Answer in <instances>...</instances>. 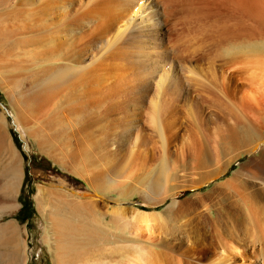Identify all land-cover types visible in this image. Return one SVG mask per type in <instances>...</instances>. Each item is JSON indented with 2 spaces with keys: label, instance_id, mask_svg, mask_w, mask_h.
Returning <instances> with one entry per match:
<instances>
[{
  "label": "rangeland",
  "instance_id": "rangeland-1",
  "mask_svg": "<svg viewBox=\"0 0 264 264\" xmlns=\"http://www.w3.org/2000/svg\"><path fill=\"white\" fill-rule=\"evenodd\" d=\"M20 1L21 0H0V141L2 142H0V148L2 149H0V153H2L0 154V170L1 168L6 169L7 167L5 181L14 179L16 182V185L9 188L8 192H6L5 196L9 200V204L12 205L9 207V204L4 203L3 208L0 209V225L15 228L14 230L17 231L16 234L18 235L16 240L11 236L7 240H0V264H56L54 260L55 251L52 247L57 243H68L67 240H74V242L71 241V244L75 247L77 244L80 252L83 249L81 253L76 250L77 253L79 252V255L75 258L76 260L74 259L68 264H81L78 262H85L86 259H89L91 262L87 260L84 264H92L95 262V264H123L130 255L136 257L139 253V249H141L140 255L138 254L139 258L142 256L145 259H151L146 255L150 256L151 253L155 254H153V256L151 255L153 261L146 259L147 264H179V262L180 264H212V262H210L214 255L212 249L214 248V244H216V242L214 243L212 240H216V238H214L215 236L212 235L209 238V235L207 236V241H205L201 239V235H196V233L193 234V231H191L192 233L189 232L190 235L189 233L187 234L194 225L192 221H197L199 216H201V218L204 216L203 209L205 205L196 203V197L204 196L205 193L209 203L216 199L220 202L218 203L219 205H216V209L217 212L219 211L218 214H222L219 216L220 221L218 220V225H216L217 229H219L222 218L223 223L221 226L222 228H220V233H222L224 229L226 231L222 233L223 235H219L222 237V244L223 241L225 245L230 244V242L227 241L229 240L227 236H230V232H235L237 228L236 232L245 233V231L248 230L247 233L249 234L250 226L245 219L249 206L255 201L254 205L258 203V205H260L261 203L260 206H263L262 208L264 209V115L262 114L263 118L261 116L259 117L261 113L257 115L259 117L257 119L262 120L259 126L255 125V127L253 123L251 124L252 127H255L254 129H256V131H252L250 127L247 128L248 126L246 125H248V122L247 120L246 122L244 121L245 119L240 113V111H243L240 105H238L239 103L234 91V86L235 83H237L236 85H238V87L248 83L247 81L245 82L244 80L238 79L236 75L232 74V69L230 67H232L233 64L220 65L225 62L227 57L229 58L228 54H226L228 52L227 50L233 49L232 47L237 44L234 45L231 43V45L233 44V46H231L228 43L230 40L227 39V41L225 39V41L223 38L221 39L219 37L220 34H218L220 31L217 32V28L220 29L218 24L219 26L220 24L222 25L221 18L225 21V16L229 18V20L228 18L226 19L229 24L230 20L233 18L235 19V17L236 19L240 17L238 20L241 18L245 20L244 23L242 20H240V22L245 24L242 25L245 28L246 25L248 26L246 30L244 29L247 31L246 33H248V35L245 33L242 34L243 36L245 34L244 38L248 37L245 40L241 38L243 44H240L239 47L243 45H245V47L249 46L245 50L243 49L244 52H247L246 50L253 48L256 43L260 46L261 50L260 53L258 52V55H256L257 53L247 52L243 54V59H246L244 62L247 61V56L250 55V61L248 60L250 64L248 73H251L253 70V72H260L259 74L261 75V71L264 72V0H241V6L243 7L242 14L240 9V11L237 10L238 7L237 9H233L234 7L236 8L238 0H236V2L235 0H228V2L227 0H217V2H215V0L214 2L213 0H211L212 2H210V0H202L203 2L201 3L200 0H169V2L168 0H104L103 4L101 3L102 5L100 4L99 6V11H102L103 8L106 9L108 11L106 18V15L102 18L100 17L103 13L100 14L96 12L94 15H92V13L90 14L91 19L89 20L92 22V25L89 22V24H87L88 29L86 28L83 30L80 28L81 30H79L77 27L76 29L78 30H69L67 34L69 39L67 38L66 44L69 45L70 51L73 47L72 45V47L70 46V42L75 40V42L79 41V43L81 41L80 44L84 43L85 40H87L85 38H87L88 33L93 30V32H95L93 33L95 38L92 45H87L88 48L86 47L87 51L84 54L83 51H80V53H82L79 55L81 64L64 60L61 62L63 65L72 64L73 67H81V69H83L82 66H92L94 64L93 62L96 63L97 61L98 63L99 60L98 64L103 63L102 65L105 66L110 60L109 53L118 46L122 47L120 53L121 51L130 53L126 54L125 52L129 61L127 60L122 63V60H116L115 58V61H119L116 62L115 67L120 63L121 66L119 65L118 68H123L122 70L124 71L126 70L125 68H127L126 71L128 73L124 71L121 72L119 69L116 71V68L106 69L107 71H105L100 67L102 70L99 71L98 69V77L102 76V74L103 76L97 78V81L100 83L96 85H99L98 94L99 92L105 94L110 91L109 94L112 95L111 97L115 98L117 95L120 98L121 93L116 94V82L118 79H122V81L127 79L128 81H132L131 83H134L135 77L137 79V77L141 76L140 80L143 84L148 82L150 87L146 94L147 100L141 103L142 106L140 105V109H143L141 111V117H143V113L145 114L146 112L149 115L145 114L142 120L138 122H133V117L130 118L132 121H127L128 119L125 120V118H123V120L120 119L121 121L119 122L118 120L117 122L115 118L116 113H119V111H116V106L109 101V98L103 101L96 110H93V115L90 120L88 118L85 119V117L82 119V114L74 115L73 111L67 112L68 106L65 107L60 100H56L57 96L58 99H60L59 97H62L66 93L65 90L62 91H65L63 95L54 96L56 99L51 96L54 100L51 98L52 101H50V96L46 95L48 96L47 99L44 94H47L49 90L45 91L44 86V89L39 88L41 79L44 78L46 74L50 73L47 72V70L49 69L48 71H50L51 65L53 64L51 59L56 58L55 54L51 56V48L49 47H52L54 42H58L57 38L60 39L59 42L62 40L61 43L64 41L61 26H64L67 20L66 17L75 16L77 13L82 14V12L88 11L89 8L85 10L87 5L91 6L89 2L95 0H55L56 2H54V0H25L26 6ZM58 1L61 2V4H56ZM63 1L68 7L66 9L68 15L66 12L62 15L61 10H56L58 8L57 5L61 6ZM124 1L126 3H124ZM18 2L20 6L23 5L24 7H20L17 4ZM53 3L54 5H52ZM202 3L206 4L203 5ZM213 3L217 7L214 6L213 8ZM238 3H240V0ZM55 4L56 8H54ZM220 4L222 6H220ZM45 5H48V7L46 8ZM250 6L252 8L254 7L253 10H251L252 8ZM129 7L130 9L127 11ZM178 7L180 9H178ZM200 7L203 9L205 8L204 11H209L208 13L210 16L208 13L206 14L203 12L202 14L201 12L203 9L199 12ZM209 7L212 8L211 11ZM220 7V12L225 9L226 15L217 13L219 16L223 14L222 17L213 16L212 13L216 9L219 10ZM49 8L52 9L47 10ZM21 9H24L25 13ZM188 10L189 12H187ZM236 12L240 14L238 15ZM244 12L247 14L245 13L244 15ZM98 13L100 15H98ZM123 13H125V16L121 18V16L124 15ZM231 13H235V15H231ZM96 14L99 16L98 18L95 16ZM183 14L187 15V17ZM113 15L115 16L113 17ZM242 15H244V17H242ZM92 16L96 17L95 20ZM252 16L257 19L255 20ZM176 18L178 21H174ZM218 18L221 23L216 22ZM189 19L191 20L189 21ZM192 19H195V23H193L194 21ZM152 20L156 23V25L153 26L154 28L151 26ZM238 20H232L231 22L233 23L231 24L236 25L239 23ZM186 22H188V24ZM66 25L67 24H65V26ZM176 25L177 27H175ZM23 26L28 27L23 30ZM31 26H33V28ZM242 26L241 29H243ZM108 27L111 29L104 34ZM125 27H127V31H120ZM35 28H37V30H34ZM147 28H150V30L148 31ZM59 29L60 31H58ZM118 29L119 32H124L123 35L120 33L117 34ZM115 34L121 39L116 37L118 40L116 41L115 39L112 41L110 36ZM140 34L143 40L140 39ZM129 35L133 36L134 39L132 38L133 40L131 39L128 41ZM51 36L55 39L52 38V40ZM26 40L29 42H26ZM145 41L147 42L145 43ZM257 45L256 47H258ZM47 48H49V51H47L49 52V56L45 51ZM74 50L77 51V48ZM148 51L150 52L148 53ZM103 52L104 55L102 54ZM106 52L108 53V58L106 57ZM252 55H255L256 62L253 61L254 58ZM111 61L109 62L110 64H108L114 65L115 61H112V63ZM236 62L237 60L234 63ZM244 62H242V65ZM49 64L50 66H48ZM108 64L106 67L109 66ZM43 66H46V69H44ZM44 70H46L47 73ZM40 71H43L41 72L42 74L39 73ZM114 71H116V73ZM112 72L115 73V75L112 74ZM105 73L108 75L107 77ZM110 73L113 78L109 75ZM144 73H146V75H144ZM37 74L38 76H36ZM39 74H44V77ZM123 74H126V77ZM121 75L123 76L121 77ZM225 76H228L229 83L225 82L223 79ZM39 77L41 78L39 79ZM111 78L112 80H110ZM160 78L162 79L161 86L158 84ZM175 79L181 82L180 85L184 88V94L190 96V101L184 102L181 98H176L173 101L171 98L175 97V94L171 95L166 93L163 95L162 92L165 93L167 89L168 91L173 89V81ZM126 81V85L130 88L128 87V89H126L127 92L125 95H121H123V100L129 98L124 100L125 102L128 101L127 103L131 102L130 104H133L134 101L137 100L139 93L142 94V92L139 88H137L138 90H136V88L134 89V86ZM94 82L95 80L91 85L94 84ZM31 83L32 85L35 84V87L39 85V87L34 89L36 90L35 92L33 90L34 94H32L34 86H32ZM106 88L108 89L106 90ZM112 88H114L115 91ZM39 90L45 92L41 93ZM40 93L43 94L45 97L43 98L47 101L42 98L39 99L41 96ZM103 93H100L99 96L98 94L96 95L100 97ZM155 93L158 95L155 108H159V106H161L160 109L162 108L157 115L159 116V114H161L159 116L160 120H157L159 117L150 118L153 113L151 109L154 108V104L149 102V98H154L153 96L156 95ZM30 94L33 95L32 98ZM181 94H183V92ZM34 101H38L39 103L36 105ZM246 111H244V114L249 116L251 111H247L249 114L245 113ZM172 112L175 113L173 114ZM119 114H117V116L122 118L123 114ZM253 115L254 113L252 116ZM147 116H149V119H155V122L160 121L162 126L160 134L162 137L164 136L163 138H160L157 130L154 131L156 123L153 122L154 125L152 121H148ZM255 116L256 115L253 117ZM170 119H175V122ZM254 119L252 122H259V120L257 121ZM127 122L130 124L128 125ZM131 124L137 127L135 126L130 129V127H132ZM163 140L166 141H164L162 145ZM2 165L5 166L2 167ZM221 168H225L226 170L223 169L224 173L218 178L205 179V181L198 184L201 178H205L210 173L222 171ZM204 174L205 177H203ZM227 182H232L230 187L233 190H228L230 187H228ZM194 184H198V188H192ZM221 184L222 186H220ZM225 184L226 187H228L226 188L227 190L224 188L225 186L223 187ZM168 187L170 190H168ZM216 189L220 191L216 192ZM224 190L226 193L231 192V196H229V193L225 194ZM39 192L41 195L37 197ZM58 193L62 194L64 197L67 196L64 207L63 203H60L61 205L56 204L60 196ZM215 195L218 197L216 198ZM225 196L227 200L224 199ZM213 197L215 198L213 199ZM193 198L195 201L193 200L192 202H194V204H191L190 202ZM219 198H222V201L219 200ZM73 199H79L81 201V205H79L78 208L72 203ZM85 201L88 202L85 203ZM207 201L205 203L206 205L208 204ZM248 201L251 204L248 203ZM173 203L175 204L173 205ZM195 204L198 206L196 205L197 207H195ZM192 205L194 206V212L192 210ZM93 206L96 207V209H94ZM191 207L192 209H190ZM58 209L62 211L61 216L62 218L65 216L64 219L66 223H68L67 229L64 231L66 236L60 238L54 227L56 211ZM199 209L201 212L203 211V214L200 213ZM135 210H147L146 212H154L157 214L158 218L160 217L157 222V227L160 226L158 229H163H157L159 232L156 231V237H154L153 240H144L145 237H136L131 232V217L134 216L132 213L136 212ZM93 211L105 215L102 219V225L93 221ZM196 211H199L200 214L198 212L197 214ZM121 212L126 216L122 215ZM195 213L198 215H194L195 217L197 216V218L193 216V219H191V216ZM113 214L116 216L114 215L113 217ZM130 215L132 216L130 217ZM122 216H124V219L121 218ZM263 216L261 215L263 221L262 228L255 231L253 234L254 236L245 234L244 237L245 240L249 238V242L251 238V245H253L254 242L259 253L260 249L264 248ZM112 217L115 223L110 222ZM186 217L187 221L184 220ZM201 218L200 222L205 220ZM75 219L76 221H74ZM235 219L238 221H235ZM230 220L235 222H231ZM185 222L188 223V225H185ZM190 222L192 223L191 227H189L191 225ZM226 225L235 226H232L234 229L232 230L231 228V231L229 230L230 227ZM78 226H82V228ZM185 226L188 227V230L185 229ZM53 227L55 230L52 229ZM74 231L76 232L74 233ZM85 232L88 233L86 234ZM92 232L94 233L93 236L90 234ZM84 236L87 238H84ZM75 237L77 239H75ZM240 238H242V236H240ZM58 239L62 240L59 241ZM75 240H77V242ZM195 240H198V242ZM200 242H202V245ZM226 242L228 243L226 244ZM246 242L249 243L248 241ZM204 243L206 246L203 247ZM210 243H212L213 246ZM244 243L242 242V244ZM81 244H85L84 247L82 246L83 248L79 247ZM148 244L149 246H147ZM198 244L201 247L198 246ZM210 245L211 247L208 249L207 247ZM148 248L154 252L151 251V253H148L150 252L147 251L150 250ZM201 248H204V250L206 249L207 252ZM88 250L90 252H88ZM142 253L147 254L143 256ZM87 254L89 255L87 256ZM262 259L263 256L259 257L258 255L252 258V260L256 261L255 264H262ZM98 260L99 262L97 263ZM186 261L188 262L185 263ZM250 262L251 261L248 262L245 259H241L238 260L236 264H250Z\"/></svg>",
  "mask_w": 264,
  "mask_h": 264
},
{
  "label": "bare ground",
  "instance_id": "bare-ground-1",
  "mask_svg": "<svg viewBox=\"0 0 264 264\" xmlns=\"http://www.w3.org/2000/svg\"><path fill=\"white\" fill-rule=\"evenodd\" d=\"M22 1V3H24V6H26L25 5V0H21ZM20 1V2H21ZM29 1V0H28ZM53 1V0H52ZM65 1V0H64ZM64 1H63V4L61 5V6H58L59 5V3L61 4V2H57L56 4H58L57 5V9L56 10H58V11H60L61 10V14L63 15L64 14V12H66L67 10V5L64 3ZM74 1V0H73ZM103 1L104 0H95V1H90L89 3L91 4V6H89V5H87V7H86V9L85 10H87L88 8V11H84V12H82V14L81 13H77V15H75V16H71V17H66V21H65V24H67L66 26H65V24H64V26L62 25L61 27V29H62V37H64V41H63V43H61V41L59 42V38H57L58 39V42L56 43V42H54V44H53V46L52 47H49V48H51V50H50V52L52 53L51 54V56H53V54H55V59H51L52 60V62H53V64L51 65V68H50V71H48L49 69V67L47 68L48 70H47V72H50L49 74H46L47 75V77H46V75H45V77H44V74L43 75H40V76H43L44 78H42L41 79V83L39 82V84H40V87H39V85L38 86H36V87H39L40 89H42L43 88V86H44V90L45 91H48L47 92V94L46 93H44L45 91H42V90H39V91H41V93L43 92L44 94H45V97L47 98L48 96H50V101H52L51 100V96H57V95H63L64 94V92L66 91V93L61 97H59L60 99H58V96H57V99H56V97H54V99H56L57 101L58 100H60L61 101V103H62V105L63 106H68V109H67V112L68 111H73L74 112V115H78V114H82V119L85 117V119L86 118H88L89 120L91 119V116L93 115V110L95 109H97L99 106H100V104L101 103H103V101H105L106 99H108L109 98V101L114 105V106H116V111H119V113H122L123 114V117L121 118H119L118 116H117V114H119V113H116V121L118 122V120H119V122L121 121V120H123V118H125V120L126 119H128L127 121H129V120H131L130 118H132L133 117V122H138L139 120H142V118L145 116V114L147 115L148 113L146 112L145 114L143 113V117H141L142 116V114H141V111L143 110H141L140 108V105H141V103H143L144 102V100H147L146 98H147V91H149V84H148V82L147 83H145V84H143L142 83V81L140 80V77H137V79H136V77H135V82L134 83H131L132 81H128L126 78V82H130L134 87V89L136 88V90H138L137 88H139V90L142 92V94H140L139 92V95L136 97L137 98V100H133L134 101V103L133 104H130L131 102H129V103H127V102H125L124 100H127V99H129V98H126V99H124L123 100V95H125V93L127 92L126 91V89H128V85H126V83H125V81H122V79L121 80H119L118 79V81L116 82V94L117 93H121V94H123V95H121L120 94V98L116 95V97L115 98H113V97H111L112 95L111 94H109V92L108 93H103V92H99V94L97 93V91H98V86L99 85H96L97 83H100V82H98L97 81V78H100V77H102L103 76V74H102V76H100V77H98V69H99V71L100 70H102L100 67H102L103 68V70H105V71H107L106 69H115L116 68V71H118V69L119 70H121V72L122 71H124V70H122L121 68H118V66L120 65V63H119V65L118 66H116L115 67V64H116V62H119V61H115V58H116V60L117 59H119L122 63L124 62V61H129V58H128V56L126 55L128 52H126V54H125V52H122L121 51V53H120V50H122L121 48V46H118V47H113V48H115L112 52H110L109 53V51H110V49H109V51H108V53H109V58H110V60L108 61V63L112 60V61H115V63H114V65L113 64H111V65H109L108 63V67H106L107 66V64L105 65V66H103L101 63L100 64H98L99 63V60H98V63H97V61H96V63L95 62H93L94 64L92 65V66H89V65H87V67H83L82 66V68L83 69H81V67H73V65L72 64H62L61 62L62 61H64V60H67V61H69V62H75V63H80L81 62V60H80V56L79 55H81L82 53H80V51H83V54L87 51V49H86V47H87V45H92L93 43H94V34L93 33H95V32H90V33H88V35H87V38H85V39H87V40H85V42L84 43H82V44H80L81 43V41H80V43H79V41H77V42H75V40L73 41V42H70L69 44H70V46L72 47L71 48V51H70V48H69V45L68 44H66V40H67V38H68V32H69V30L71 31V29L72 30H81L80 28H82L83 30L84 29H86L87 28V24H89V20L91 19V15L90 14H92V15H94L96 12H99L100 14L101 13H103L102 14V16H100L101 18L103 17V16H105V18L107 17V14H108V11L106 10V9H102V11H99V6H100V4L102 3L103 4ZM110 1V0H109ZM111 1H113V0H111ZM179 1V0H178ZM185 1V0H184ZM199 1V0H198ZM244 1V0H243ZM242 1V2H243ZM246 1V0H245ZM257 1V0H256ZM49 2V1H48ZM54 2H56L55 0H54ZM67 2V1H66ZM168 2H169V0H168ZM201 2H203L202 0H200V3ZM210 2H212L211 0H210ZM213 2H214V0H213ZM215 2H217V0H215ZM227 2H228V0H227ZM235 2H236V0H235ZM234 2V3H235ZM238 2H239V0H238ZM236 3L237 5H236V8L234 7L233 9H237V7H238V9L237 10H239L240 12H241V14H242V10H243V7L241 6V0H240V3ZM26 3H27V1H26ZM70 3V2H69ZM124 3H126L125 1H124ZM123 3V4H124ZM174 3V2H173ZM191 3V2H190ZM199 3V4H200ZM233 3V2H232ZM18 5H19V2L17 3ZM21 4V3H20ZM47 4H50V3H47ZM56 4H55V6H54V8H56ZM71 4H72V2H71ZM101 4V5H102ZM171 4V3H170ZM177 4V3H176ZM183 4V3H182ZM187 4V3H186ZM203 4V3H202ZM206 4V3H205ZM205 4H203V5H205ZM208 4V3H207ZM230 4V3H229ZM239 4H240V6H239ZM261 4V3H260ZM51 5V4H50ZM50 5H49V7H50ZM52 5H54V3L52 4ZM64 5H66V6H64ZM106 5V4H105ZM120 5V4H119ZM127 5V4H126ZM126 5H124V6H126ZM190 5V4H189ZM197 5V4H196ZM202 5V6H203ZM213 5V8H214V3L212 4ZM211 5V6H212ZM231 5V4H230ZM20 6V5H19ZM23 5H21L20 7H22ZM23 6V7H24ZM46 6V5H45ZM117 6V5H116ZM184 6V5H183ZM182 6V7H183ZM209 6V5H208ZM210 6V7H211ZM220 6H222L221 4H220ZM247 6V5H246ZM255 6V5H254ZM42 7V6H41ZM48 7V5L46 6V8ZM52 7V6H51ZM110 7V6H109ZM127 7V6H126ZM186 7H188V6H186ZM209 7V8H210ZM215 7H217V6H215ZM219 7V6H218ZM229 7V6H228ZM233 7V6H232ZM240 7V8H239ZM244 7H245V4H244ZM251 7V6H250ZM40 8V7H39ZM46 8H45V10H46ZM53 8V7H52ZM51 8V9H52ZM114 8V7H113ZM190 8V7H189ZM188 8V9H189ZM197 8V7H196ZM252 8V7H251ZM254 8V7H253ZM253 8L251 9V10H253ZM50 8L49 9H47V10H51ZM112 9V8H111ZM126 9V8H125ZM130 9V7L127 9V11ZM178 9H180L179 7H178ZM182 9V8H181ZM187 9V8H186ZM195 9V8H194ZM201 9H203V8H201L200 7V9H199V12H201L202 10ZM211 9L212 8H210V11H211ZM216 9V8H215ZM229 9V8H228ZM232 9V10H233ZM245 9V8H244ZM23 12H24V9H21ZM21 10H20V12H21ZM201 10V11H200ZM205 10V8L203 9V11L201 12L202 14H203V12L204 13H208L209 11H204ZM220 10H221V7H220V9L219 10H215L212 14H213V16L215 15L216 17L217 16H219L217 13H223L224 15H226V12H225V9L224 10H222V12H220ZM57 11V12H58ZM81 11H83V10H81ZM116 11V10H115ZM169 11H170V9H169ZM174 11V10H173ZM183 11V10H182ZM194 11V10H193ZM197 11V10H196ZM217 11V12H216ZM219 11V12H218ZM225 13H224V12ZM239 11H237V12H239ZM244 11H246V10H244ZM256 11V10H255ZM263 11V10H262ZM22 12V13H23ZM54 12V11H53ZM68 12V11H67ZM66 12V13H67ZM120 12H122V11H120ZM126 12V11H125ZM187 12H189V10L187 11ZM216 12V13H215ZM236 12V13H237ZM253 12V11H252ZM259 12V11H258ZM25 13V12H24ZM45 13V12H44ZM48 13V12H47ZM52 13V12H51ZM56 13V12H55ZM98 13V15H100ZM174 13V12H173ZM179 13V12H178ZM182 13V12H181ZM200 13V14H201ZM211 13V12H210ZM229 13V12H228ZM245 13L246 12H244L243 14L245 15ZM50 14V13H49ZM48 14V15H49ZM61 14H59V15H61ZM115 14V13H114ZM120 14V13H119ZM124 15L123 16H121V18H123L124 16H125V13H123ZM206 14H204V15H206ZM217 14V15H216ZM223 14H221V16H219V17H222V15ZM238 15L240 14V13H237ZM247 14V13H246ZM256 14V13H255ZM260 14V13H259ZM22 15V14H21ZM43 15V14H42ZM58 15V14H57ZM67 15H68V13H67ZM172 15V14H171ZM177 15V14H176ZM181 15V14H180ZM184 15V14H183ZM182 15V16H183ZM208 15L210 16V14L208 13ZM229 15V14H228ZM231 15H235V13L234 14H232L231 13ZM237 15V16H238ZM244 15H242V17H244ZM64 16H66V15H64ZM95 16H97V14L95 15ZM95 16H92V17H94L93 19L95 20ZM115 15H113V17H114ZM159 16V15H158ZM173 16V15H172ZM184 16H186L187 17V15H184ZM194 16V15H193ZM212 16V15H211ZM212 16V17H213ZM257 16V15H256ZM263 16V15H262ZM23 17V16H22ZM51 17V16H50ZM62 17V16H61ZM99 16H97V18H98ZM177 17V16H176ZM199 17V16H198ZM201 17V16H200ZM211 17V18H212ZM253 18H254V16H252ZM251 17V18H252ZM120 18V19H121ZM151 18H152V16H151ZM156 18V17H155ZM159 18V17H158ZM178 18H179V16H178ZM203 18V17H202ZM205 18H206V16H205ZM214 18V17H213ZM212 18V19H213ZM224 18V17H223ZM225 18L227 19L228 17H226L225 16ZM240 17H238L237 19H236V17H235V19L233 18L232 19V17H231V19L232 20H238ZM23 19V18H22ZM32 19V18H31ZM153 19V18H152ZM198 19V18H197ZM216 19V18H215ZM214 19V20H215ZM219 19V18H218ZM217 19V21L216 22H220V19L218 20ZM225 19V21H223L224 19H222L221 18V21H222V25L220 24V26H219V24H218V27H220V29L219 28H217V32H219L220 31V33H218V34H220V38L222 39H228V40H230L228 43L231 45V43H233L234 45L235 44H237V45H235L234 47H232L233 49H230V50H227L228 52L226 53V54H228V56H229V58L227 57L226 59H225V62H223V64H220L221 66L223 65H230V64H233V66L232 67H230L231 69H232V74L233 75H236V77H238V79H241V80H244L245 82L247 81V83L248 84H245V85H242V86H239L238 87V85H236L237 83H235V86H234V91H235V93H236V95H237V101H238V105H240V108H241V110L243 111V112H241L240 111V113H241V115L244 117V121L246 122V120H247V124L248 125H246V126H248L247 128H251V130L253 131H256V129H254L256 126L255 125H257V126H259L260 124V122L262 121V120H259V119H257V118H259L260 116L262 117V114L264 115V72L263 71H261V75L258 73V72H253V70L252 69H250V70H252V72L251 73H248V68H249V56L250 55H248L247 57H248V59H247V61H245L244 62V60H246V59H243V54H246L247 52L249 53V52H252V53H257L256 55H258V52L260 53V46H258L257 45V43L256 44H254V46H253V48H249V49H247L246 51L247 52H244V50L246 49V48H248L249 46H247V47H245V45H243V46H241V47H239V45L240 44H243L242 43V41H241V38H243L244 40L245 39H247V37L246 38H244V36H245V34L246 35H248V33H246L247 31H245L246 30V28L248 27L247 25H246V28L244 27V26H242V25H245V24H242V22L244 23V21L245 20H242V18L240 19V20H242V22H240V20H238V22L239 23H237V22H235V23H237L236 25L235 24H231V23H233V22H231L232 20H230V24L231 25H233V26H231L229 23H228V21ZM255 19V18H254ZM257 19V18H256ZM255 19V20H256ZM144 20V19H143ZM154 20V19H153ZM152 20V21H153ZM156 20V19H155ZM175 20H177L178 21V19L176 18V19H174V21ZM181 20V19H180ZM191 19H189V21H190ZM193 20V19H192ZM195 20V19H194ZM193 20V21H194ZM209 20V19H208ZM213 20V21H214ZM228 20H229V18H228ZM254 20V21H255ZM261 20V19H260ZM264 20V19H263ZM31 21V20H30ZM118 21H119V19H118ZM150 21V20H149ZM173 21V22H174ZM198 21V20H197ZM210 21V20H209ZM208 21V22H209ZM227 21V22H226ZM247 21V20H246ZM100 22V21H99ZM160 22V21H159ZM262 22V21H261ZM29 23V22H28ZM54 23V22H53ZM92 22H90V24H91ZM94 23V22H93ZM97 23V22H96ZM158 23V22H157ZM180 23V22H179ZM187 24H188V22H186ZM190 23V22H189ZM193 23H195V21L193 22ZM203 23V22H202ZM221 23V22H220ZM255 23H257V22H255ZM254 23V24H255ZM191 24H192V21H191ZM212 24V23H211ZM227 24H229V25H227ZM239 24V25H238ZM92 25V24H91ZM150 25V24H149ZM156 25V23H155V21H153V22H151V26L153 27V26H155ZM159 25V24H158ZM175 25V24H174ZM179 25V24H178ZM210 25V24H209ZM215 25H216V23H215ZM258 25H259V22H258ZM97 26V25H96ZM145 26V25H144ZM208 26V25H207ZM206 26V27H207ZM241 26H242V28L243 29H241ZM28 27V26H27ZM27 27H24L23 26V30L24 29H26ZM32 28H33V26H31ZM34 27H35V25H34ZM78 27V29H76ZM89 27H91V26H89ZM112 27V26H111ZM130 27V26H129ZM128 27V28H129ZM157 27V26H156ZM175 27H177V25L175 26ZM181 27V26H180ZM189 27V26H188ZM205 27V26H204ZM208 27H210V26H208ZM213 27V26H212ZM254 27V26H253ZM100 28V27H99ZM102 28V27H101ZM119 28V27H118ZM127 27H125L124 29H122V30H120V31H124V30H126L127 31V29H126ZM144 28V27H143ZM151 28V27H150ZM150 28H147V30L149 31L150 30ZM154 28V27H153ZM215 28V27H214ZM88 29V28H87ZM109 29H111V28H107V30H105V32H104V34H106L108 31H109ZM159 29V28H158ZM245 29V30H244ZM33 30V29H32ZM34 30H37V28H35ZM144 30H146V29H144ZM173 30V29H172ZM242 30V31H241ZM26 31V30H25ZM30 31V30H29ZM58 31H60V29L58 30ZM147 31V32H148ZM155 31V30H154ZM245 31V32H244ZM257 31V30H256ZM32 32V31H31ZM74 32V31H73ZM125 32V31H124ZM124 32H119V29H118V33L117 34H122L123 35V33ZM216 32V31H215ZM54 33V32H53ZM141 33V32H140ZM152 33H153V31H152ZM242 33H245L244 34V36H243V34ZM30 34V33H29ZM73 34V33H72ZM117 34H115V35H112V36H110V39H112V41H114L115 39H116V37H119V36H117ZM126 34V33H125ZM150 34V33H149ZM157 35V34H156ZM255 35V34H254ZM60 36V35H59ZM69 36H70V34H69ZM85 36V35H84ZM83 36V37H84ZM96 36V35H95ZM121 36V35H120ZM140 36H141V34H140ZM153 36V35H152ZM217 36V35H216ZM58 37V36H57ZM86 37V36H85ZM101 37V36H100ZM103 37V36H102ZM127 37V36H126ZM151 37V36H150ZM149 37V38H150ZM219 37H217V38H219ZM53 37L51 36V39H52ZM120 38V37H119ZM134 39V37L133 36H131V35H129V37H128V41L129 40H131V39ZM143 37L141 36V38L140 39H142ZM146 38V37H145ZM152 38V37H151ZM219 38V39H220ZM255 38V37H254ZM253 38V39H254ZM48 39V38H47ZM50 39V38H49ZM50 39V40H51ZM53 39H55V38H53ZM52 39V40H53ZM69 39V38H68ZM121 39V38H120ZM132 39V40H133ZM220 39V40H221ZM257 39V38H256ZM30 40V39H29ZM118 39H116V41H117ZM143 40V39H142ZM154 40V39H153ZM152 40V41H153ZM225 40V41H226ZM227 40V41H228ZM30 41H32V40H30ZM55 41H57V40H55ZM138 41V40H137ZM141 41V40H140ZM156 41V40H155ZM161 41V40H160ZM216 41V40H215ZM222 41V40H221ZM254 41V40H253ZM259 41V40H258ZM26 42H29L28 40H26ZM25 42V43H26ZM48 42V41H47ZM127 42V41H126ZM133 42H135V41H133ZM147 41H145V43H146ZM154 42V41H153ZM159 42V41H158ZM237 42V43H236ZM246 42V41H245ZM45 43V42H44ZM111 43H114V42H111ZM140 43H142V42H140ZM140 43H139V45H140ZM29 44V43H28ZM33 44H34V42H33ZM110 44V43H109ZM125 44H127V43H125ZM150 44V43H149ZM159 44V43H158ZM157 44V45H158ZM233 44L231 45V46H233ZM253 44V43H252ZM260 44V43H259ZM84 45V46H83ZM228 45V44H227ZM256 45L258 46V47H256ZM35 46V45H34ZM40 46V45H39ZM65 46H66V48L68 49H66L65 48ZM129 46H130V44H129ZM138 46V45H137ZM142 46V45H141ZM145 46V45H144ZM252 46V45H251ZM46 47V46H45ZM90 47V46H89ZM110 47H111V44H110ZM245 47V48H244ZM38 48V47H37ZM44 48V47H43ZM42 48V49H43ZM49 48H47V50H45L46 52L47 51H49L48 49ZM77 48V51H75L74 49H76ZM88 48V47H87ZM109 48V47H108ZM229 48V47H228ZM64 49H66V50H64ZM128 49V48H127ZM142 49V48H141ZM244 49V50H243ZM126 50V49H125ZM149 50V49H148ZM151 50V49H150ZM43 51V50H42ZM106 51H107V49H106ZM116 51V52H115ZM124 51V50H123ZM130 51V50H129ZM165 51V50H164ZM46 52H43V53H46ZM150 51H148V53H149ZM153 52V51H152ZM155 52V51H154ZM157 52V51H156ZM48 53L49 52H47V55H48ZM80 53V54H79ZM108 53L106 52V54H107V58H108ZM158 53V52H157ZM41 54H42V52H41ZM103 55H104V52L102 53ZM128 54H130V53H128ZM161 54V53H160ZM45 55V54H44ZM133 55V54H132ZM163 55V54H162ZM261 55V54H260ZM41 56V55H40ZM49 56V55H48ZM47 56V57H48ZM130 56V55H129ZM137 56H138V54H137ZM159 56V55H158ZM168 56V55H167ZM246 56V55H245ZM253 56V58H254V60L253 61H255L256 59V57H254L255 55H252ZM43 57V56H42ZM45 57V56H44ZM101 57V56H100ZM99 57V58H100ZM202 57V56H201ZM37 58V57H36ZM134 58V57H133ZM145 58V57H144ZM168 58V57H167ZM246 58V57H245ZM131 59V58H130ZM137 59V58H136ZM155 59V58H154ZM154 59H153V61H154ZM158 59V58H157ZM157 59H156V62H157ZM201 59V58H200ZM104 60V59H103ZM147 60V59H146ZM149 60V59H148ZM160 60H162V59H160ZM237 60V62H238V60H239V65H238V63L236 62V63H234L235 61ZM243 60V61H242ZM249 60V61H248ZM257 60H258V58H257ZM260 60V59H259ZM36 61H38V60H36ZM49 61V60H48ZM102 61V60H101ZM104 61H106V60H104ZM112 61H111V63H112ZM136 61V60H135ZM139 61H140V58H139ZM142 61V60H141ZM152 61V60H151ZM38 62H40V61H38ZM47 62V61H46ZM50 62V61H49ZM103 62V61H102ZM147 62V61H146ZM242 62H244L243 63V65H242ZM247 62V63H246ZM256 62V61H255ZM48 63V62H47ZM92 63V62H91ZM91 63H90V65H91ZM106 63V62H105ZM129 63V62H128ZM143 63H144V61H143ZM153 63H155V62H153ZM81 64V63H80ZM125 64V63H124ZM127 64V63H126ZM134 64V63H133ZM148 64V63H147ZM237 64V65H236ZM244 64H247V65H244ZM258 64V63H257ZM44 65H46V64H44ZM101 65V66H100ZM123 65V64H122ZM150 65V64H149ZM153 65V64H152ZM154 65H159V64H154ZM235 65V66H234ZM254 65V64H253ZM256 65V64H255ZM48 66H50V64L48 65ZM121 66V65H120ZM127 66V65H126ZM125 66V67H126ZM144 66V65H143ZM148 66V65H147ZM44 67V66H43ZM46 67V66H45ZM44 67V69H46ZM140 67V66H139ZM129 68V67H128ZM258 68V67H257ZM43 69V68H42ZM41 69V70H42ZM126 70H127V68H125ZM132 69H134V68H132ZM138 69V68H137ZM149 69H150V67H149ZM124 71V72H126V73H128L127 71ZM141 70V69H140ZM147 70V69H146ZM146 70H144V71H146ZM255 70V69H254ZM257 70V69H256ZM45 72H46V70H44ZM110 71V70H109ZM116 71H114L115 73H116ZM137 71V70H136ZM143 71V70H142ZM260 71V70H259ZM41 72H43V71H40L39 73H41ZM46 72V73H47ZM130 72V71H129ZM190 72V71H189ZM188 72V73H189ZM115 73H113L112 72V74H114L115 75ZM119 73H120V71H119ZM142 73V72H141ZM140 73V74H141ZM150 73H152V72H150ZM192 73V72H191ZM42 74V73H41ZM130 74V73H129ZM129 74H128V76H129ZM231 74V75H232ZM105 75H106V73H105ZM109 75H111V73L109 74ZM117 75H118V73H117ZM124 75V74H123ZM123 75H121V77L123 76ZM126 75V74H125ZM124 75V76H125ZM131 75V74H130ZM144 75H146V73H144ZM227 75V74H226ZM36 76H38V74L36 75ZM108 75H106V77H107ZM112 76V75H111ZM118 78H120L119 76H117ZM126 77V76H125ZM175 77V76H174ZM180 77V76H179ZM184 77V76H183ZM233 77V76H232ZM41 77H39V79H40ZM109 78H110V76H109ZM112 78H113V76H112ZM112 78L110 79V80H112ZM146 78V77H145ZM149 78V77H148ZM38 79V80H39ZM103 79V78H102ZM104 79H105V77H104ZM117 79V78H116ZM142 79V78H141ZM147 79V78H146ZM195 79V78H194ZM224 80H225V82H227V83H229L230 81L228 80V76H225L224 78H223ZM37 80V81H38ZM95 80V82H94V84H92L91 85V83L93 82ZM100 80V79H99ZM149 80V79H148ZM198 80V79H197ZM196 80V81H197ZM207 80V79H206ZM103 81V80H102ZM101 81V82H102ZM234 81V80H233ZM240 81V80H239ZM36 82V81H35ZM105 82V81H104ZM106 82H108V81H106ZM232 82V81H231ZM112 83V82H111ZM180 81L178 82V80H174L173 81V89H171L170 91H168V89H167V91L164 93V92H162L163 93V95H165L166 93L167 94H175V97H173V98H171V100H173L174 101V99H176V98H181V100L182 101H184V102H188V101H190V96H186L185 94H184V91H183V87L180 85ZM233 83V82H232ZM37 84V83H36ZM108 84V83H107ZM106 84V85H107ZM158 84L161 86L162 85V79L160 78L159 79V81H158ZM31 85H32V83H31ZM35 85V84H34ZM34 85H32V86H34ZM209 85H210V83H209ZM111 86V85H110ZM186 86H187V84H186ZM188 86H190V85H188ZM35 86H34V88L32 89V94H34L33 93V90L36 88ZM202 87V86H201ZM38 88V89H39ZM108 88H110V87H108ZM108 88H106V90L108 89ZM115 88V87H114ZM114 88H112V89H114ZM130 88V87H129ZM37 89V90H38ZM132 89V88H131ZM133 89V90H134ZM190 89V88H189ZM195 89H197V88H195ZM205 89V88H204ZM203 89V90H204ZM29 90V89H28ZM63 90H65L64 92H62ZM110 90V89H109ZM120 90H122V91H120ZM125 90V91H124ZM194 90V89H193ZM30 91V90H29ZM36 90H34V92H35ZM114 91H115V89H114ZM113 91V92H114ZM187 91H188V89H187ZM31 92V91H30ZM50 92V93H49ZM62 92V93H61ZM183 92V94H181ZM40 93V97H39V99H43V100H45L44 98V96H43V94H41ZM49 93V94H48ZM100 93H103L100 97H97V95L96 94H98V96L100 95ZM156 93H158V92H156ZM155 93V94H156ZM27 94V93H26ZM109 94V95H108ZM199 94V93H198ZM203 94V93H202ZM31 95V94H30ZM29 95V96H30ZM46 95H48V96H46ZM204 95V94H203ZM28 96V97H29ZM32 96L33 95H31V98H32ZM35 96H36V94H35ZM39 96V95H38ZM132 96V95H131ZM130 96V97H131ZM134 96H136V95H134ZM199 96V95H198ZM201 96V95H200ZM207 96H209V95H207ZM223 96V95H222ZM44 97V98H43ZM127 97V96H126ZM152 97V96H151ZM154 98H149V102L151 103V104H154V108H152L151 109V112H153L152 113V116L150 117V118H154V117H159L161 114H159V116H157L158 115V113L160 112V110L162 109H160V107L161 106H159V108H155L156 107V105H157V99H158V95L156 94L155 96H153ZM124 98H125V96H124ZM133 98V97H132ZM167 98V97H166ZM193 98V97H192ZM233 98V97H232ZM30 99V98H29ZM36 99H38V98H36ZM35 99V100H36ZM38 99V101L39 102H41L40 100ZM48 99V98H47ZM53 99V98H52ZM53 99V100H54ZM228 99V98H227ZM230 99V98H229ZM32 100V99H31ZM42 100V101H43ZM132 100V99H131ZM161 100V99H160ZM167 100V99H166ZM33 101V100H32ZM38 101H34V103L36 102V105H37V103H39ZM45 101H47V100H45ZM108 101V100H107ZM108 101V102H109ZM193 101V100H192ZM195 101V100H194ZM200 101V100H199ZM32 103V102H31ZM43 103H44V101H43ZM54 103V102H53ZM55 103H56V101H55ZM231 103V102H230ZM51 104V103H50ZM236 104V103H235ZM53 105H55V104H53ZM142 106V105H141ZM144 106V105H143ZM235 107V106H234ZM178 108V107H177ZM222 108V107H221ZM176 109V108H175ZM174 109V110H175ZM251 111L250 112V115L249 116H251V117H249V116H247V114H244V111ZM245 112V113H248V112ZM177 112V111H176ZM173 114L175 113V112H172ZM254 113V115H258V113H261V115H259V117L257 116H255V117H253L252 116V114ZM121 114V115H122ZM249 114V113H248ZM149 115V114H148ZM119 116H120V114H119ZM174 116H176V115H174ZM240 116V115H239ZM149 116H147V119H148V121H152V124H154V123H156V125H155V128H154V131H156L157 130V132H158V134H159V136H160V138H163L162 136H161V134H160V129L162 128V126H161V124H160V121H154V120H152V119H149L148 118ZM163 117V116H162ZM171 117V116H170ZM253 117V118H252ZM264 117V116H263ZM262 117V118H263ZM80 118V117H79ZM146 118V117H145ZM178 118V117H177ZM256 119L257 121L259 120V122L257 123L256 121H255V123L254 122H252V120L253 119ZM121 119V120H120ZM162 119V118H161ZM254 119V120H255ZM261 119V118H260ZM131 120V121H132ZM157 120H160V117H159V119L157 118ZM165 120V119H164ZM171 120V119H170ZM169 120V121H170ZM173 120V119H172ZM171 120V121H172ZM175 120V119H174ZM173 120V121H174ZM154 122V123H153ZM175 122V121H174ZM243 122V121H242ZM124 123V122H123ZM132 123V122H131ZM162 123V122H161ZM171 123V122H170ZM254 124V126L255 127H252V125L251 124ZM117 124V123H116ZM115 124V125H116ZM127 124L129 125L130 123H128L127 122ZM137 124V123H136ZM118 125V124H117ZM116 125V126H117ZM122 125H125V124H122ZM170 125V124H169ZM174 125V124H173ZM120 126V125H119ZM131 126L132 127H130V129H132V128H134L136 125H132L131 124ZM137 127V126H136ZM232 127V126H231ZM235 127V126H234ZM126 128V127H125ZM175 128V127H174ZM115 129V128H114ZM152 130H153V128H152ZM224 130V129H223ZM233 130V129H232ZM250 130V131H251ZM161 131H163V130H161ZM258 131V130H257ZM221 132H222V130H221ZM163 133H165V132H163ZM176 133V132H175ZM128 134H130V133H128ZM144 135V134H143ZM142 135V136H143ZM151 135V134H150ZM253 135V134H252ZM158 136V137H159ZM256 136V135H255ZM166 137V136H165ZM168 137V136H167ZM249 137V136H248ZM146 138V137H145ZM189 138V137H188ZM123 139V138H122ZM141 139V138H140ZM143 139V138H142ZM149 139V138H148ZM154 139V138H153ZM155 140V139H154ZM255 140V139H254ZM164 141H166V140H163L162 141V145H163V143H164ZM1 142V141H0ZM122 142V141H121ZM143 142V141H142ZM2 143V142H1ZM0 143V144H1ZM141 143V142H140ZM166 143V142H165ZM164 147V146H163ZM1 149V148H0ZM2 150V149H1ZM164 151V150H163ZM3 152V151H2ZM0 154H2V153H0ZM165 157V156H164ZM164 160H165V158H164ZM4 162V161H3ZM5 163V162H4ZM2 164V163H1ZM114 164H116V163H114ZM113 164V165H114ZM201 164V163H200ZM198 165V164H197ZM5 165H2V167H4ZM6 169H7V167H6ZM6 169L5 168H1V170H0V209H2L3 208V206H4V203H7V204H9L10 202H9V200L6 198V192H8V190H9V188H11V187H13L14 185H16V182H15V180L14 179H12V180H7V181H5L6 179H5V175L7 174V172H6ZM162 169V168H161ZM222 169V171L220 170V171H218V172H214V173H210L209 175H207L208 174V172H207V176L205 177V174L203 175V177H205V178H201L200 180H199V182H198V184H200V183H202L203 181H205V179H216V178H218L220 175H222L223 173H224V171H223V169H225V168H221ZM226 170V169H225ZM212 172V171H211ZM170 179V178H169ZM159 180H160V178H159ZM206 180V181H207ZM170 181V180H169ZM230 182V181H229ZM229 182H227V185H228V187H230V185H231V183H229ZM160 183V182H159ZM162 183V182H161ZM229 183V184H228ZM198 184H194L193 186H192V188L194 187V188H198L197 187V185ZM172 185V184H171ZM220 186H222V184L220 185ZM225 186V187H224ZM223 187L226 189V188H228V187H226V184L225 185H223ZM222 187V188H223ZM233 187V186H232ZM219 188V187H218ZM231 189V187L228 189V190H230ZM168 190H170L169 189V187H168ZM167 190V191H168ZM215 190V189H214ZM217 190V189H216ZM227 190V189H226ZM231 190H233V189H231ZM166 191V192H167ZM220 190L218 189L216 192H219ZM225 191V190H224ZM222 192H223V190H222ZM221 192V193H222ZM233 192V191H232ZM213 193V192H212ZM225 194H230L231 192H228V193H226V191L224 192ZM60 196H59V199L57 200V203L56 204H59V205H61L60 203H63V207H64V203H66V197H64V196H62V194H60V193H58ZM167 194V193H166ZM206 194V193H205ZM204 194V196H195L196 197V203H198V204H202V205H205V208L203 209V213L201 212V210H200V213L201 214H203L204 216L201 218V216H199L198 217V219H197V221L196 220H191L192 222H193V226H192V223H191V225L189 226V227H191L190 229V231H186L187 232V234L190 232V233H192L191 231H193V234L194 233H196V235H201L202 236V238L201 239H204L205 241H207L206 239L208 238L207 236H209V238L212 236V235H214L215 237L214 238H216V240L215 241H213L212 240V242H216V244H214V248L212 249L213 250V252H214V255L212 256L213 257V259L212 258H210V259H212L210 262H212V264H236V263H238V260H241V259H245L246 261H251L250 262V264H255L256 263V261L255 260H252V258L253 257H256V255H258L259 257H261V256H263V259H262V264H264V248H261L260 249V253H259V251H258V249L256 248V246L254 245V242H253V245H251V238H250V242H249V238H248V240H245V234L246 235H249V234H251V235H253L254 233H255V231H257V230H259V229H261L262 228V224H263V221H262V218H261V215L263 216L264 215V209L260 206L261 205V203H260V205H258V204H255L254 205V203H255V201H254V203H250L249 201H248V203H250L251 204V206H249V205H247V206H249V208H248V211L246 212V215H245V219H246V221L248 222V224H249V226H250V228H249V234L247 233V231L248 230H246L245 231V233H243V232H236L237 231V229L235 230V232L233 231V233L232 232H230L231 234H230V236H227V237H229V240H227V239H224V240H227V241H229L230 242V244L229 245H225V243H224V241H223V244H222V242H221V239H222V237L221 236H219L220 234H222L224 231H225V229H224V231H222V233H220L221 231H220V228H222L221 226H222V218H221V225H220V228L219 229H217V222H218V220H219V216H221V214L219 213L218 214V212H217V209H216V205H219L218 203H220V202H218V200H217V202H216V200H213L212 201V197L210 198L211 199V203H209L207 200H208V198H207V196ZM233 194V193H232ZM41 195V193L39 192L38 193V195H37V197H39ZM64 195H65V193H64ZM208 195V194H207ZM213 195V194H212ZM211 195V196H212ZM206 196V197H205ZM216 196V195H215ZM229 196H231V194L229 195ZM165 197H166V195H165ZM165 197H164V200H165ZM218 196H216V198H217ZM222 197H223V195H222ZM228 197V196H227ZM233 197V196H232ZM231 197V198H232ZM174 198V197H173ZM206 198V199H205ZM215 197H213V199H214ZM230 198V197H229ZM172 199V198H171ZM222 199V198H221ZM220 198H219V200H221ZM225 200H227L226 199V196H225V198H224ZM173 200V199H172ZM191 200V199H190ZM194 200V198L191 200V204L193 203L194 204V202H192ZM90 201V200H89ZM92 201V200H91ZM174 201V200H173ZM173 201H171V202H173ZM186 201H188V200H186ZM195 201V200H194ZM206 201L208 202V204L206 205L205 203H206ZM214 201H215V203H214ZM222 201V200H221ZM224 201V200H223ZM231 201H232V199H231ZM253 201H251V202H253ZM86 202H88V201H85V203ZM175 202V201H174ZM177 202V201H176ZM72 203L74 204V206H77V208H78V206L79 205H81V201L78 199V200H75V199H73V201H72ZM178 203V202H177ZM228 203V202H227ZM226 203V204H227ZM257 203V202H256ZM6 204V205H7ZM72 204V205H73ZM89 204H90V202H89ZM175 203H173V205H174ZM12 205V204H11ZM10 204H9V207L11 206ZM58 205V206H59ZM82 205H83V202H82ZM97 205V204H96ZM187 205H188V202H187ZM197 204H195V207H197L196 206ZM241 205V204H240ZM263 205V204H262ZM191 206V205H190ZM193 206V205H192ZM199 206H201V205H199ZM223 206V205H222ZM230 206V205H229ZM244 206V205H243ZM94 207V206H93ZM225 207V206H224ZM241 207V206H240ZM245 207V206H244ZM13 208V207H12ZM172 208V207H171ZM174 208V207H173ZM186 208V207H185ZM189 208V207H188ZM218 208V207H217ZM220 208V207H219ZM94 209H96V207H94ZM187 209V208H186ZM190 209H192V207L190 208ZM198 209V208H197ZM221 209V208H220ZM231 209V208H230ZM229 209V210H230ZM92 210V209H91ZM193 212H194V206H193ZM191 210V211H192ZM195 210H196V208H195ZM247 210V209H246ZM263 210V211H262ZM76 211H77V209H76ZM136 211V210H135ZM147 211V210H146ZM146 211H136V212H134V213H136V214H134V213H132L134 216H132V215H130V217L132 218L131 219V222L132 223H130L131 224V232L136 236V237H145L144 238V240H147V241H150V240H153L154 239V237H156V231H157V229H158V227H160V226H158L157 227V222L159 221V218H158V216H157V214L156 213H154V212H146ZM184 211H186V210H184ZM61 210H57L56 211V217H55V223H54V227H55V229H56V232H57V235L59 236V238L60 237H64V236H66V234H64V231L67 229V225H68V223H66V221H65V219H64V217L62 218V216H61ZM94 212V211H93ZM112 212V211H111ZM123 212V211H122ZM121 212V213H122ZM199 213V211H196V213ZM78 213V212H77ZM124 213V212H123ZM122 213V215H124ZM179 213H181V212H179ZM190 213H192V212H190ZM191 214L192 216V218L190 217V216H188V217H190L191 219H193V216L194 215H197V214ZM199 213V214H200ZM262 213V214H261ZM76 214V213H75ZM79 214V213H78ZM110 214H112V213H110ZM120 214V213H119ZM118 214V215H119ZM159 214V213H158ZM239 214H240V212H239ZM81 215V214H80ZM114 215L115 214H113V217H114ZM182 215H184V214H182ZM190 215V214H189ZM55 216V215H54ZM71 216V215H70ZM76 216H78V215H76ZM83 216V215H82ZM104 214H100V213H98V212H94V218H93V221H95L97 224H99V225H102L103 224V221H102V219L104 218ZM116 216V215H115ZM120 216H121V214H120ZM124 216H126V215H124ZM124 216H122L121 218H123L124 219ZM162 216V215H161ZM198 216V215H197ZM197 216L195 217L194 216V218H197ZM68 217V216H67ZM74 217V216H73ZM84 217V216H83ZM111 218V220H110V222H112V223H115L114 222V218ZM119 217V216H118ZM129 217V216H128ZM130 217H129V220H130ZM163 217V216H162ZM182 217V216H181ZM239 217V216H238ZM264 217V216H263ZM87 218V217H86ZM91 218V217H90ZM183 218H185V217H183ZM200 218L201 219H205L204 221L202 220V222H200L201 220H200ZM236 218H237V216H236ZM72 219V218H71ZM164 220V219H163ZM185 221H187V217H186V219H184ZM190 220V219H189ZM188 220V221H189ZM234 220V219H233ZM74 221H76V219L74 220ZM92 221V220H91ZM116 221V220H115ZM118 221V220H117ZM162 221V220H161ZM220 221V220H219ZM231 222H235V221H238V220H236L235 219V221H232V220H230ZM240 221V220H239ZM77 222H78V220H77ZM81 222V221H80ZM83 222V221H82ZM126 223H127V221H126ZM128 223H129V221H128ZM186 223V222H185ZM230 223V222H229ZM229 223H226V224H229ZM129 224V225H130ZM159 224V223H158ZM217 224V225H216ZM232 224V223H231ZM234 224V223H233ZM78 225V224H77ZM128 225V226H129ZM185 225H188V223H186ZM236 225H237V223H236ZM240 225V224H239ZM71 226V225H70ZM73 226V225H72ZM226 226H228V225H226ZM232 226L233 225H230V226H228V227H230V229L229 230H231V228H232ZM235 226V225H234ZM233 226V227H234ZM241 226V225H240ZM54 227L52 228V229H54ZM77 227V226H76ZM78 227H81L82 228V226H78ZM182 227V226H181ZM186 228L185 229H187L188 230V227L187 226H185ZM223 227H225V226H223ZM72 228V227H71ZM226 228V227H225ZM241 228V227H240ZM15 228H10V227H8V226H4V225H0V240H3V239H9V237L11 236L13 239H17L16 237L18 236L16 233H17V231L16 230H14ZM54 229V230H55ZM69 229H70V227H69ZM74 229H75V227H74ZM163 229V228H162ZM162 229H158V230H162ZM234 228H232V230H233ZM71 230V229H70ZM78 230V229H77ZM231 230V231H232ZM240 230V229H239ZM72 231V230H71ZM79 231V230H78ZM76 231H74V233H75ZM80 232H81V230H80ZM89 232V231H88ZM88 232H85L86 234L88 233ZM157 232H159V231H157ZM226 232V231H225ZM190 233H189V235H190ZM228 233V232H227ZM227 233H226V235H227ZM78 234V233H77ZM90 234H92V236L94 235V233L92 232V233H90ZM84 235V234H83ZM158 235V234H157ZM192 235V234H191ZM223 235V234H222ZM82 236V235H81ZM88 236H90V235H88ZM114 236V235H113ZM132 236V235H131ZM193 236H195V235H193ZM192 236V237H193ZM240 236H242V238H240ZM254 236V235H253ZM72 237H73V234H72ZM80 237V236H79ZM95 238H97L96 236H94ZM197 237H199V236H197ZM248 237V236H247ZM247 237H246V239H247ZM252 237V236H251ZM12 238H10V239H12ZM82 238V237H81ZM84 238H87L86 236H84ZM92 238V237H91ZM195 238V237H194ZM213 238V237H212ZM69 239H70V237H69ZM75 239H77L76 237H75ZM93 239V238H92ZM201 239H199V240H201ZM59 240V239H58ZM57 240V241H58ZM60 240H62V239H60ZM59 240V241H60ZM96 240H98V239H96ZM140 240H142V239H140ZM204 240H202V241H204ZM208 240H210V239H208ZM218 240V241H217ZM253 240H254V238H253ZM12 241V240H11ZM71 241H73L74 242V240H71ZM71 241H68L67 240V242L68 243H66V242H62V243H57V242H55V243H57V244H54V246L52 247V249H54V251H55V261H56V264H68V263H70L71 261H73L75 258H77V255H79V250H78V247H77V244H76V247L73 245V244H71ZM76 242H77V240H75ZM87 241V240H86ZM91 241V240H90ZM93 241H95V240H93ZM195 241H197L198 242V240H195ZM244 241H245V243H244ZM246 241H248L249 243H247ZM1 242V241H0ZM75 242V243H76ZM80 242V241H79ZM89 242V241H88ZM96 242V241H95ZM94 242V243H95ZM143 242V241H142ZM196 242V243H197ZM211 242V241H210ZM219 242V243H218ZM242 242L244 243V244H242ZM8 243H9V240H8ZM90 243V242H89ZM153 243V242H152ZM202 242H200V244H201ZM228 242H226V244H227ZM5 244V243H4ZM3 244V245H4ZM99 244H100V242H99ZM143 244V243H142ZM144 244H145V242H144ZM151 244V243H150ZM155 244V243H154ZM209 244V243H208ZM210 244H212V243H210ZM85 245V244H84ZM84 245H80L79 247H84ZM91 245V244H90ZM94 245V244H93ZM92 245V246H93ZM152 245V244H151ZM202 245V244H201ZM87 246V245H86ZM97 246V245H96ZM144 246V245H143ZM147 246H149V244L147 245ZM147 246H146V248H147ZM158 246V245H157ZM198 246H200L199 244H198ZM204 246H206L205 245V243H204V245H203V247ZM212 246H213V244H212ZM82 247V248H83ZM99 247V246H98ZM98 247H96V248H98ZM152 247V246H151ZM201 247V246H200ZM211 247V245L209 246V247H207L208 249ZM87 248V247H86ZM100 248V247H99ZM206 248V247H205ZM80 249V248H79ZM91 249V248H90ZM114 249V248H113ZM148 249H150V248H148ZM202 249V248H201ZM76 250H78L79 252L77 253V251ZM81 250V249H80ZM83 250V249H82ZM82 250H81V252H82ZM140 250L141 249H139V255H140ZM202 250H204V248L202 249ZM206 250V249H205ZM204 250V251H205ZM92 251V250H91ZM111 251V250H110ZM113 251V250H112ZM143 251V250H142ZM147 251H150V252H148V253H151V249L150 250H147ZM210 251V250H209ZM217 251V252H216ZM12 252V251H11ZM80 252V253H81ZM88 252H90L89 250H88ZM103 252V251H102ZM145 252V251H144ZM152 252H154V251H152ZM206 252H207V250H206ZM87 253V252H86ZM92 253V252H91ZM111 253V252H110ZM156 253V252H155ZM161 253V252H160ZM159 253V254H160ZM197 253H198V251H197ZM85 254V253H84ZM102 254V253H101ZM100 254V255H101ZM136 254V253H135ZM137 254V256L135 257L134 256V254H133V256L134 257H132V255H130L129 256V258L123 263V264H147V260L149 259H145V258H143L142 256H140L141 258H139L138 255ZM143 254V256H144V254H147V253H142ZM154 254V253H153ZM153 254L151 253V255L153 256ZM194 254V253H193ZM82 255V254H81ZM89 254H87V256H88ZM151 255L150 256H148V255H146L147 257H150L151 259H149V260H152V257H151ZM155 255V254H154ZM167 255V254H166ZM92 256V255H91ZM113 256V255H112ZM115 256V255H114ZM157 256V255H156ZM194 256V255H193ZM109 257V256H108ZM208 257V256H207ZM86 258V257H85ZM92 258V257H91ZM154 258V257H153ZM80 259H84V258H80ZM76 260V259H75ZM87 260H89V259H86L85 260V262L87 261ZM97 260V259H96ZM95 260V261H96ZM103 260H105V259H103ZM180 260V259H179ZM200 260V259H199ZM209 260V259H208ZM77 261H78V259H77ZM76 261V262H77ZM90 261V260H89ZM88 261V262H89ZM101 261V260H100ZM107 261V260H106ZM105 261V262H106ZM153 261V260H152ZM185 261V260H184ZM184 261H183V263H184ZM253 261V262H252ZM83 262V264L85 263L84 261H82ZM82 262H78V263H81L82 264ZM91 262V261H90ZM99 262V260L97 261V263ZM104 262V261H103ZM110 262V261H109ZM188 261H186L185 263H187ZM198 262V261H197ZM206 262H207V260H206ZM75 263V262H74ZM96 263V262H95ZM95 263H92V264H95ZM108 263V262H107ZM154 263H156V262H154ZM172 263V262H171ZM176 263V262H175ZM191 263V262H190ZM200 263V262H199ZM55 264V263H54ZM91 264V263H90ZM98 264H100V263H98ZM103 264H105V263H103ZM158 264V263H157ZM168 264V263H167ZM170 264V263H169ZM179 264H180V262H179ZM182 264V263H181ZM192 264H195V263H192ZM205 264V263H204ZM207 264H210V263H207Z\"/></svg>",
  "mask_w": 264,
  "mask_h": 264
}]
</instances>
